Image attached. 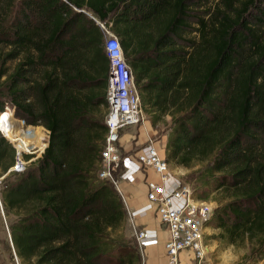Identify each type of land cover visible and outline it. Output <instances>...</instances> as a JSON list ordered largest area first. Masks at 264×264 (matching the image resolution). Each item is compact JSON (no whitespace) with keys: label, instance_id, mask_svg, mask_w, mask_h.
Instances as JSON below:
<instances>
[{"label":"trees","instance_id":"1","mask_svg":"<svg viewBox=\"0 0 264 264\" xmlns=\"http://www.w3.org/2000/svg\"><path fill=\"white\" fill-rule=\"evenodd\" d=\"M193 1L197 9L204 2L0 0V113L12 106L16 117L49 131L36 164L9 173L0 190L4 210L16 216L9 233L21 263L138 257L128 247L111 253L118 245L110 229L126 213L113 187L97 179L109 72L101 24L118 38L153 123L171 118L166 161L209 160L202 183L221 197L208 225L229 244L264 246V0H221L225 8L211 18L191 16ZM191 17L195 35L178 48ZM4 114L1 124L16 121ZM13 161L0 133V175Z\"/></svg>","mask_w":264,"mask_h":264},{"label":"built area","instance_id":"2","mask_svg":"<svg viewBox=\"0 0 264 264\" xmlns=\"http://www.w3.org/2000/svg\"><path fill=\"white\" fill-rule=\"evenodd\" d=\"M103 28L104 26L101 25ZM105 49L109 58V72L106 81L107 114L104 120L106 134L103 149L100 152L99 176L110 183L116 184L113 177L120 163V139L122 132L137 127L143 122V109L138 88L135 83L131 66L127 63L118 38L105 27ZM5 109L11 119L5 118L0 124V133L10 143L16 144L13 165L4 173H22L26 163L38 159L34 149L44 151L48 143L49 131L42 125V137L36 135L40 128L27 124L23 119L16 118L12 106ZM3 112L0 113L2 117ZM18 131L13 136L14 131ZM36 133V134H35ZM39 140L40 146L35 141ZM148 142V141H147ZM138 162L144 168H150L156 175L155 179L146 180V197L155 205V215L167 230L164 243L165 254L170 264H203L208 254V246L204 243L205 226L211 220L214 208L211 201L198 197L190 185L170 181V171L165 158L160 155L154 143H149L136 153ZM2 174V175H4ZM1 179V178H0ZM147 237L146 229L137 230V239Z\"/></svg>","mask_w":264,"mask_h":264},{"label":"rangeland","instance_id":"3","mask_svg":"<svg viewBox=\"0 0 264 264\" xmlns=\"http://www.w3.org/2000/svg\"><path fill=\"white\" fill-rule=\"evenodd\" d=\"M217 8L219 9L225 8L224 3L221 2V0H204L203 4L199 6L198 9L194 7V1H193V6H191L190 8V15L192 16L194 11L199 10L198 11L199 16H203L205 18H211ZM194 28H195L194 19L191 17L189 19V28L187 32L184 35H182L181 38L177 39L178 48L179 47L182 49L186 48L189 40H192L193 36L195 35ZM158 35L159 33L156 32L155 36H158ZM14 65H15L14 61L7 63L6 66L10 67L9 72L12 71L11 68H13ZM4 79H5V76H3L0 79V84L1 82H3ZM2 89L4 91V88H1L0 90ZM138 93L141 99V94H140L139 89H138ZM141 106H142L143 114H144L143 122L137 127L129 128L126 131H123L121 135L120 163H119L117 171L113 175L116 181V184L114 183L112 184L108 182L107 180L100 178L99 170L100 168L102 169L101 164L99 165V170L97 172V179L99 181L108 182L113 187V189L119 195L123 203V208L126 213V219L123 222V224L115 229H110V242L118 245L117 249L111 251V253L115 257L120 256L121 253L119 252L118 248L128 247L133 250H136L137 252L136 255L138 256V257H134V259L129 264H146V254L144 250L145 248L141 240L137 239V230L146 228L147 225H153V226H156L157 230H161L164 235L162 239L163 240L162 241L163 256H160V257L164 261V264H170L168 257L165 254V249H164V243L167 239V230L165 226L162 225L158 221L156 215L153 217L154 219L152 218L153 222H145L142 219L139 220L138 216H133L131 211L132 209H134L133 203L135 199L131 198L130 201L127 202V198L124 194L122 184L120 182L121 172L123 169V160L126 159L128 156H130V153H135L136 155V153L139 150L144 148L149 143H154L156 148H158L160 155H162L166 160V156L162 152L163 148H160L159 146L160 145L162 146V144H164V140L167 141L168 133L171 129V123H172L171 118L169 115H165L162 118H158L159 120L157 119L156 123H153L154 115L150 111L149 105L148 104L143 105L141 101ZM99 108L102 113V122L104 123L108 110L107 108L103 106H100ZM34 126H37V125L35 124ZM38 126L40 128L35 129V130H36V133H38L39 136H41L44 131L40 125ZM128 133L132 135V139L130 140L131 143L129 145L130 146L129 149L128 147L125 146V140L129 139ZM10 144L16 151L15 149L16 144H13L11 142ZM37 145L40 146V144H37ZM103 145H104V141H103ZM102 149H103V146H102ZM127 150L129 151L127 152ZM41 154L42 152L40 151L39 148L34 149V153H33L34 156L36 157L38 156L39 158ZM36 160L35 161L31 160L33 162L28 161L26 163L27 168L30 165H35ZM167 163H168V167L170 171V181L173 182L174 180H177L175 181L176 183H186L190 185L193 191L195 192V194H198V195L206 194L207 195L206 200L212 202L214 210L215 208H217L218 203L215 200V197L217 198L221 197L220 191L217 192L215 189H213L212 184L202 183V179H204L205 177V174L203 173V171H204V168L207 165H209V160H206L200 163H195L189 167L177 165L171 162H167ZM147 176L145 178V182L147 180ZM0 178H1L0 179V190L9 181L12 180V176H10L9 174L0 175ZM152 205H154V203H152ZM15 220H16V216L6 212L0 201V264H24V263H21L18 257L15 255L16 253H14V248L10 240L9 228L15 222ZM148 227H151V226H148ZM219 233H220V229L214 228L211 224L210 225L207 224L205 226L203 240H204V243L208 246V254L205 256L204 260L202 261L203 264H264V258L262 259L259 258V253L264 250V246L262 248H258L256 246H252L248 242H245L244 244L242 243L238 245H232L224 241L223 239H221L219 237ZM126 259L127 258H125V260ZM190 262H195V261L191 260L186 263L189 264ZM104 264H117V261L116 259L111 260V262L104 261Z\"/></svg>","mask_w":264,"mask_h":264},{"label":"crops","instance_id":"4","mask_svg":"<svg viewBox=\"0 0 264 264\" xmlns=\"http://www.w3.org/2000/svg\"><path fill=\"white\" fill-rule=\"evenodd\" d=\"M128 134L129 139L125 140V146L129 149L132 135L130 133ZM159 147L163 148L162 152L165 154L166 140H164V144H162V146L160 145ZM128 151L129 150H127V152ZM145 175H148L147 179L156 178L155 173L150 168L142 167V165L138 162L135 153H130V156L123 160V169L121 172L120 182L127 198V202L130 201L131 198L135 199L133 203L134 209L131 211L133 216H138L139 220L142 219L145 222H153V217L155 216V206L152 205V203L146 198L147 189L145 184ZM145 229L147 232V237L142 239L141 242L145 248L146 264H164V261L160 257L163 256L162 239L164 235L162 231L157 230L156 226L153 225H147Z\"/></svg>","mask_w":264,"mask_h":264},{"label":"bare ground","instance_id":"5","mask_svg":"<svg viewBox=\"0 0 264 264\" xmlns=\"http://www.w3.org/2000/svg\"><path fill=\"white\" fill-rule=\"evenodd\" d=\"M4 113H9L7 110L5 112H3L2 117H0V124L2 123V119L4 118ZM37 135L39 136V134L37 133ZM42 137V135L40 136V138ZM36 144H40L39 140L35 141Z\"/></svg>","mask_w":264,"mask_h":264},{"label":"water","instance_id":"6","mask_svg":"<svg viewBox=\"0 0 264 264\" xmlns=\"http://www.w3.org/2000/svg\"><path fill=\"white\" fill-rule=\"evenodd\" d=\"M11 240V239H10ZM12 243V242H11ZM13 246V245H12ZM14 253H15V251H14ZM16 255V254H15Z\"/></svg>","mask_w":264,"mask_h":264}]
</instances>
